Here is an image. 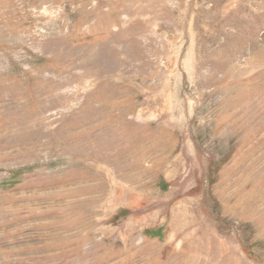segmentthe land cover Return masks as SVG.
Segmentation results:
<instances>
[{
    "label": "rangeland",
    "instance_id": "1",
    "mask_svg": "<svg viewBox=\"0 0 264 264\" xmlns=\"http://www.w3.org/2000/svg\"><path fill=\"white\" fill-rule=\"evenodd\" d=\"M0 264H264V0H0Z\"/></svg>",
    "mask_w": 264,
    "mask_h": 264
}]
</instances>
